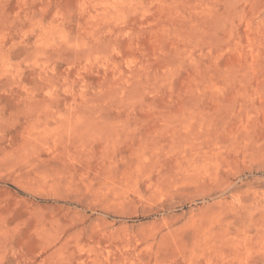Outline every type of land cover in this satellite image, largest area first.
Returning <instances> with one entry per match:
<instances>
[{
    "label": "rangeland",
    "instance_id": "obj_1",
    "mask_svg": "<svg viewBox=\"0 0 264 264\" xmlns=\"http://www.w3.org/2000/svg\"><path fill=\"white\" fill-rule=\"evenodd\" d=\"M0 264H264V0H0Z\"/></svg>",
    "mask_w": 264,
    "mask_h": 264
}]
</instances>
